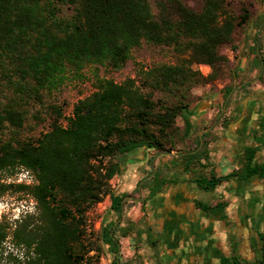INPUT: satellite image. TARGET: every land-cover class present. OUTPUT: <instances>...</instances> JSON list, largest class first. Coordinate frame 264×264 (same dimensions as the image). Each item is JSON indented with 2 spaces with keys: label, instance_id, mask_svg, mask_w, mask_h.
Listing matches in <instances>:
<instances>
[{
  "label": "trees",
  "instance_id": "obj_1",
  "mask_svg": "<svg viewBox=\"0 0 264 264\" xmlns=\"http://www.w3.org/2000/svg\"><path fill=\"white\" fill-rule=\"evenodd\" d=\"M250 16L232 0H203L199 10L184 0H0V196L27 192L36 200L34 213L0 220V245L10 237L25 250L24 261L8 253L9 264H101L104 245L114 254L111 264H124L116 232L126 194L116 193L111 180L122 172L120 157L140 147L178 151L175 164L207 191L234 177H262L253 147L245 149L240 169L219 177L205 175L211 166L208 132L190 150L179 149L194 129L185 114L192 89L227 75L230 59L221 48L233 43ZM144 43L170 48L174 62L141 65L122 82L95 72L94 91L73 105L71 115H65V101L50 104L46 117L39 109L33 113L45 93L69 77L83 79L88 67L119 70ZM195 64L212 71L204 75ZM32 116L48 121L36 137L23 132ZM19 167L31 170L37 182H8ZM160 176L157 168L153 180ZM107 195L118 219L95 237L88 213Z\"/></svg>",
  "mask_w": 264,
  "mask_h": 264
},
{
  "label": "crops",
  "instance_id": "obj_2",
  "mask_svg": "<svg viewBox=\"0 0 264 264\" xmlns=\"http://www.w3.org/2000/svg\"><path fill=\"white\" fill-rule=\"evenodd\" d=\"M245 85L249 86L247 90L251 89L252 95L242 101H235L238 112L243 118L260 117V113H257L259 106L264 107V83L248 79L239 84L240 87ZM203 114L205 115L202 117L205 118L207 113ZM241 120L232 126L227 135L219 139L213 137L209 144L211 166L208 168L209 173L205 172V175L209 176L211 171L214 175L221 176L241 168L245 149L249 146L257 150L254 162L261 164L264 157L263 136L260 133L255 139L254 136H249L240 128ZM208 128L206 139L214 135L211 127ZM139 151L123 165L121 175L125 180L129 175L130 180H135L136 186L144 172H136L135 166H144L152 155L155 172L160 162L166 168L164 171L158 169L161 179L153 180V188L160 187V190L154 192L153 196L146 195L139 200L141 207L134 218L135 223H145L137 229L145 228L143 232L147 228L152 229L153 247H140L135 245L134 237L125 236L129 243V249L125 246L126 250L142 256L133 257L128 261L131 263L127 264H232L242 253L252 261L263 257L262 243L256 238L250 240L247 237L249 230L253 235L257 231L264 233L262 179H231L218 183L207 191L199 186L192 172L175 164L178 155L155 154L150 148ZM224 160L232 169L227 164H222ZM224 168L227 170L225 173ZM221 203L224 204L223 208H217ZM110 221L112 220L108 222ZM144 235L145 233V239ZM241 236L245 238L242 240Z\"/></svg>",
  "mask_w": 264,
  "mask_h": 264
},
{
  "label": "rangeland",
  "instance_id": "obj_3",
  "mask_svg": "<svg viewBox=\"0 0 264 264\" xmlns=\"http://www.w3.org/2000/svg\"><path fill=\"white\" fill-rule=\"evenodd\" d=\"M185 4L188 6L195 8L197 10L201 9L203 5V0H184ZM233 6L236 9H239L242 5L247 8L250 11V19L248 22L241 27H238L236 30V33L234 35V41L232 44L224 45L221 48V52L228 56L230 59L229 65H228V72L227 75L222 78L218 79L217 81L205 85L196 86L192 89V98H193V105L192 107L185 112L186 115L189 116L191 122L194 125V129L192 131L191 137L181 143L179 145V149L181 150H190L195 145V139L200 133H205L206 130L204 128L213 127V115L216 113L218 107L220 106V103L222 100L226 97V94L224 95L225 89H228L229 86L232 87L233 91L235 89H238L239 84L244 83L248 79H252L255 82L260 81L261 83H264V68L260 69L259 64L257 70L251 65H249L250 62V51L253 50L256 46L253 45V36L257 32L258 34V40L260 44H263V37H264V28L262 27L264 24V0H232ZM262 48L264 47L261 45ZM264 53V51H262ZM175 58L172 53V50L167 47H161V46H154V45H148L143 44L141 47L136 48L132 52V57L127 62V64L122 67L119 70L114 71H107L103 67L94 68V67H88L86 68V74L85 77L81 80L75 79L73 77H69L67 82L58 90H55L53 93H45L44 105L40 106L37 105L34 108H32V111L34 114H36L37 109H39V116L40 117H46V108L50 106V104L57 103L60 104L63 101L67 102V105L65 106V115L69 116L72 114L73 105L81 98L88 96L91 94L95 87V72H98L100 75H105L108 77H112L118 82L124 81L127 77H134L136 74V70L142 65L145 67H151L154 64L157 63H163V62H174ZM257 61L259 63L260 58L258 56ZM203 67V70L200 69ZM194 68L201 71L204 75H208L212 68L205 64H195ZM261 73V75H260ZM240 87V86H239ZM247 87V88H245ZM249 86L245 85L243 89H238V95H233L232 97H236L235 100L232 101L233 104H235V101L237 100H244L248 96L252 95L251 89L248 91L247 89ZM237 93V92H236ZM245 93L248 94L247 97L244 98ZM217 96H219L217 98ZM222 100H221V98ZM204 101H207V105L203 107L198 113L196 112V109L200 104H202ZM236 105V104H235ZM207 113V116L204 118V116ZM39 117H30V119L27 120L25 125V131L24 134L26 136L36 137L41 132L45 131L48 128V121L39 123L38 122ZM206 119V121L204 120ZM63 124L66 125L67 120L63 118L62 120ZM177 125L183 127L184 126V119L183 116H179L176 120ZM220 128L218 127L215 129V131L219 132ZM218 137L219 135H212L208 140V148L211 141H213V137ZM146 150V147H140V149ZM139 148L135 149L130 152V154H125L127 157L132 158L135 154H138L140 151ZM152 152L154 149H151ZM155 154L157 153L156 150ZM178 152V151H173ZM150 153V151H149ZM123 156L120 157V160L122 162ZM151 161H146L144 165V169L142 170V173H147L150 171L151 166L149 163L153 164V155L150 157ZM178 160H175L177 163ZM126 163V161H125ZM222 164H227L226 160L223 161ZM230 169H232V166L227 164ZM27 169L26 167H19L13 174L9 175L6 180L8 181L9 178L16 179L17 173L22 171V169ZM136 172H137V166H135ZM166 166L163 165L162 162L159 163L158 169L161 171H164ZM228 168V169H229ZM229 169V170H230ZM139 171V170H138ZM141 172V171H140ZM227 172L226 168H224V173ZM229 172V171H228ZM227 172V173H228ZM122 173V172H121ZM117 174L112 180H111V187L112 189L118 193V194H126L125 203H124V211L123 215L120 219H118L117 222L120 223V230L116 232V237L120 242V248H121V256L120 259L123 262L131 261L133 257L142 258L141 255L134 254L133 252L130 253L126 250L125 246L128 248V241H126L125 236L128 237H134L135 245L142 246L143 248H147L148 246L146 244V241L143 237V234L145 232L144 229L139 230L137 228H140L141 224L144 226L145 223L142 221L134 222V218L137 216V212L139 211L141 207L140 201L134 200L131 196H136L139 194L141 190V196L143 194H146L144 185H141V189L135 188V180H130L129 175L127 180H125L122 175ZM141 178V177H140ZM140 178L138 180H140ZM135 179H137L135 177ZM13 182V181H11ZM144 182V180H143ZM142 182V183H143ZM16 183V182H15ZM24 184V183H23ZM27 185V184H26ZM32 186V185H31ZM142 197H145L142 196ZM0 211H2V219H5L6 221L13 222V220L19 219L23 217L24 215L28 213H34L36 211V200L34 197L27 192H20V193H13L8 192L2 196H0ZM89 217V226L90 229H92L95 232V237L98 236L99 231L102 229V227L107 224L109 220H112V222L116 221L118 216L117 214L111 209V197L110 195H107L102 202L98 203L96 206H94L88 213ZM126 227L124 230L123 227ZM136 233V234H135ZM145 236V235H144ZM10 237L0 245V252H2V261L0 264H9V262L6 261L5 256L8 255V253H13L14 256L19 257L21 260H25L26 256L24 255V249L22 247L14 246L12 242H10ZM109 246L104 245V250L102 252L101 257V264H111L114 254L109 251ZM129 249V248H128ZM124 250V251H122ZM152 251V250H150ZM148 252V251H147ZM93 253V252H92ZM23 264H28L27 262H23Z\"/></svg>",
  "mask_w": 264,
  "mask_h": 264
},
{
  "label": "flooded vegetation",
  "instance_id": "obj_4",
  "mask_svg": "<svg viewBox=\"0 0 264 264\" xmlns=\"http://www.w3.org/2000/svg\"><path fill=\"white\" fill-rule=\"evenodd\" d=\"M257 37H258V34L256 32L255 35L253 36V42H254L253 45L256 46L253 49L255 51L251 50L250 53H249L250 54L249 65H251L250 67L253 66L255 68V70H257V68H258L257 67L258 64L260 65L259 66L260 69L264 68V53L262 52V51H264V47L262 48V46H261V45L264 46V41H263V44H260V42H259ZM258 56L260 58L259 63L257 61ZM243 88H244L243 86L242 87H238V89H243ZM238 89H235L234 91H233V89H231L229 93H227L228 89H225L223 94L224 95L226 94V97L222 100V102L220 103V106L218 107L216 113L213 115L214 126L211 127V129L214 131V133L216 135H219L218 136V139H219L220 137H223V136L227 135L231 131L232 126L235 125L242 118L241 124H240V128L242 127L246 131V133L249 134V136H251V137L254 136V139L257 138V136L260 133V135L263 136V149H264V107L259 106V109H258L259 112L257 113V115L260 113V117L258 115L257 117H247L246 116V118L245 117L243 118V116L240 115L239 112H238L237 105L232 103V101L236 99V97L233 98L232 96L235 95V94H236V96L238 95ZM247 96H248V94L245 93L244 98L247 97ZM245 115H247V114H245ZM250 121H251V123H250ZM218 127L220 128L219 132L215 131V129H217ZM256 152H257V150H256ZM128 154H130V152L127 153V155ZM255 156H256V153H255ZM129 159L130 158L127 157L126 162ZM148 161L150 162L151 158L148 159ZM149 164L151 166L150 171L147 172V173H144V175L140 178V180H138V182H137V184L135 186V188H137V189L139 188V190H140L141 189L140 188L141 185H144V189H145L146 194H143L142 196H144V195L145 196L146 195L147 196H153V193H152V189H153V182H152L153 181V164H151V163H149ZM261 165H262V174H261L262 177L254 176V177L249 178V179H244L243 177H234V178H231V179L235 180L237 178H240V179H243V180H250V179L259 178V179H262L263 183H264V157H263V160L261 162ZM137 169L142 172V170L144 169V166L139 164L137 166ZM234 171H236V170H232L229 173L234 172ZM229 173H227V174H229ZM221 176H223V175H221ZM217 177H219V176H217ZM231 179L230 180H225V181H231ZM143 180H144V182H143ZM149 183H150V187H148ZM141 193L142 192L140 190L139 194H137L136 196H131V197H133L134 200L139 201V200H141V198H145V197L141 196ZM253 228H255V227H253ZM248 232H249V234L247 236L248 239L252 240V238H256L257 241L262 243L261 249H262V252H263L264 240L262 239V236H261V234H263V233H260V232L257 231L256 235H253L251 233V230H249ZM244 238H245L244 236H241L242 240ZM145 241H146V244H147V246L149 248L153 247V231H152L151 228H147L146 231H145ZM257 260H263L264 261V254H263V257L261 259H258V258L256 259L255 258V260L252 261L248 257L245 256V253H242L238 257L237 261H239V262H237V261L236 262H232V264H254ZM127 263H131V262H124V264H127Z\"/></svg>",
  "mask_w": 264,
  "mask_h": 264
},
{
  "label": "built area",
  "instance_id": "obj_5",
  "mask_svg": "<svg viewBox=\"0 0 264 264\" xmlns=\"http://www.w3.org/2000/svg\"><path fill=\"white\" fill-rule=\"evenodd\" d=\"M200 69L203 70V67H201ZM204 71V70H203ZM13 181L14 183H24L27 185H33L37 182L35 175L33 174V172L29 169H22V171H20L19 173H17V178L16 179H12L9 178L8 182ZM2 211H0V220L2 219Z\"/></svg>",
  "mask_w": 264,
  "mask_h": 264
},
{
  "label": "water",
  "instance_id": "obj_6",
  "mask_svg": "<svg viewBox=\"0 0 264 264\" xmlns=\"http://www.w3.org/2000/svg\"><path fill=\"white\" fill-rule=\"evenodd\" d=\"M241 86V85H240ZM207 101H204L202 104H200L198 106V108L196 109V112L198 113L203 107H205V105H207ZM209 128H205V130H208ZM202 135V133H200V136ZM203 144V141L201 142V145ZM167 154L171 155V156H177L179 153L178 152H168ZM127 159V155H123V158H122V164L124 165L125 164V161ZM154 168V171H153V175L155 173V167Z\"/></svg>",
  "mask_w": 264,
  "mask_h": 264
}]
</instances>
